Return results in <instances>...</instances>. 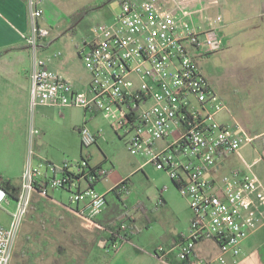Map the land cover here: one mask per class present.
<instances>
[{
	"label": "built area",
	"instance_id": "1",
	"mask_svg": "<svg viewBox=\"0 0 264 264\" xmlns=\"http://www.w3.org/2000/svg\"><path fill=\"white\" fill-rule=\"evenodd\" d=\"M118 4L115 23L94 29L97 37L85 42L90 51L81 53L91 79L89 89L80 92L39 55L40 41L50 36V29L39 25L44 10L38 0H29L32 31L25 40L34 56L31 105L78 107L86 114L107 112L115 132L133 133L129 151L148 156L172 180L193 213L188 233L169 248L159 246L154 254L162 260L175 254L181 264H229V258L237 260L243 242L260 228L264 196L257 200V180L239 169L225 171L227 161L253 139L239 124L221 121L225 104L196 60L194 50L203 55L221 51L222 38L214 26L203 29L178 19L162 0ZM184 15L191 16L189 11ZM221 20L217 17L215 23ZM79 134L83 148L105 140L101 131L93 132L86 124ZM107 175L104 168L90 164L88 155L59 167H35L29 160L10 223L0 221V264H12L21 223L36 194L57 203L50 191H67L70 206L65 210L99 226L97 218L107 206V197L93 185ZM121 183L122 195L129 194V183ZM11 200L0 184V207ZM126 220L125 216L115 222L121 231L128 227ZM116 237L99 245L107 253L118 251L123 237ZM203 241L214 242L219 255L211 260L198 257L196 246Z\"/></svg>",
	"mask_w": 264,
	"mask_h": 264
},
{
	"label": "crops",
	"instance_id": "2",
	"mask_svg": "<svg viewBox=\"0 0 264 264\" xmlns=\"http://www.w3.org/2000/svg\"><path fill=\"white\" fill-rule=\"evenodd\" d=\"M162 1L174 11L178 19L195 24V19L203 14L202 22L206 24L195 25L203 29L213 26L218 29L223 41L222 50L208 55H203L197 50H194V53L204 76L225 104V110L220 116L221 121L239 124L253 139L252 143L244 144L227 161L225 171L239 169L244 176L257 180L260 188L256 194L257 200L260 201V197L264 196V0H196L191 5L186 1L181 3L179 0ZM40 2L39 7L44 10L42 18L49 15L57 27L61 26L64 16L68 15L71 18L81 9L70 10L69 5L74 4L75 0H40ZM191 7L195 16L193 14L190 17L185 16L184 12L189 8L192 9ZM217 17L222 18L221 22L215 23ZM45 26L48 27L42 25ZM31 31L29 0H0V140L2 143L0 151L6 163L0 184L3 179L21 186L29 160L35 167L39 165L59 167L64 161H69L67 157L70 155L71 160H80L84 155L80 128L86 124L93 132L98 131L92 125V118L89 119L81 108L68 107L80 110L82 117L73 119L69 125L58 126L53 125V120L48 115L52 114L56 107L38 105L42 114L40 111L36 112V107H32L31 76L34 56L25 40V36L30 35ZM45 40L40 41L41 52L49 46V42ZM55 55L54 59L42 58L46 60L49 69L63 76L73 85L75 91H79L80 89L76 87L79 86L77 80L67 77V73L55 60ZM89 82L90 80H87L85 89ZM32 130H37L38 133L32 134ZM61 154L62 157H57ZM126 180L130 182V179ZM119 184L112 186L106 194L107 206L97 218L101 226L109 225L120 210H123L121 207V204H124L123 195L117 196L119 192L113 191ZM110 194L118 199V204L110 205L108 201ZM35 196L39 197L37 194ZM167 205L163 200L162 208ZM260 207L264 216V204ZM138 208L145 214V207L138 206ZM147 220L153 221L150 226L156 222V219ZM190 221L188 225L185 223L181 230L171 228L162 232L163 244L158 245L155 241L148 243L147 247L150 251L135 244L133 240L135 235L131 240L121 244L124 247L117 252L109 264H134L135 259L145 257L144 255L148 257H146L148 262L138 261L139 264H181L175 254L164 255L162 260L154 252L159 246L169 248L182 234H187ZM242 247L243 251L239 258L235 261L229 258V264H264V220L260 228L243 242ZM17 251L16 242L12 262L18 256ZM196 253L202 259L211 260L219 255L220 250L214 242L203 241L197 244Z\"/></svg>",
	"mask_w": 264,
	"mask_h": 264
},
{
	"label": "rangeland",
	"instance_id": "3",
	"mask_svg": "<svg viewBox=\"0 0 264 264\" xmlns=\"http://www.w3.org/2000/svg\"><path fill=\"white\" fill-rule=\"evenodd\" d=\"M179 1L181 3L186 1L191 5L196 0ZM38 2L41 3L40 0ZM118 3L117 1L110 2V0H75L74 4L69 5L71 11L87 5L94 8L88 15L75 23L68 15L64 16L65 19L59 27L55 26L49 15H45V19H39V25L51 27V36L45 40L49 42V46L43 52L40 50L39 55L54 59V54H60L55 57V60L67 73L69 79L77 80L76 83L79 86L76 87L80 89H78L80 92L89 89V84L86 89L85 84L87 80L91 79V73L87 69L81 53L83 49L85 54L90 51V47H87L85 42L97 37L94 34V29L115 23V15L120 7ZM189 9V13L195 16L194 9ZM202 18L203 14H200V17L195 19V24L205 25ZM35 110L43 113L39 107H36ZM53 111L52 114H48L53 120V125L66 126L73 119L82 117L80 110L72 108L56 107ZM87 116L89 119L92 118L93 127L105 136V140L99 141L97 145L83 148L84 155L90 156V164L93 167L102 166L109 173L107 179L97 184V192L107 194L112 186L130 179V193L122 196L124 204L122 203L121 207L123 210H120L117 217L109 224L118 222L125 216L128 218V215L133 217L137 221L136 228L140 232L133 240L139 247H145L143 249L150 251L147 247L148 243L155 241L158 245L163 244L162 232L171 230V228L181 230L185 223L188 225L193 217L189 204L172 180L164 172L158 171L148 156L133 155L129 151L127 143L133 133L124 135L115 132L112 119L109 118L107 112L97 115L88 113ZM1 145L0 140V147ZM60 156L63 155L57 157ZM71 157V155L67 157V160L75 162L71 160ZM5 168V157L0 151V178L4 177ZM50 196L58 204L49 199L34 197L28 214L19 229L18 256L12 264H109L124 246L111 253H107L101 246L99 247L100 242L109 239L108 225L98 226L88 223L83 217L65 210L66 206H70V194L67 191L51 190ZM163 200L167 202V207L162 208ZM108 201L111 206L118 204V199L113 194L108 196ZM138 206L145 207V214ZM15 207L14 199L10 204L0 207V221L4 225H9V214L15 211ZM147 219H156V222L147 227ZM144 256L135 259L134 264H139L138 261L148 262V257Z\"/></svg>",
	"mask_w": 264,
	"mask_h": 264
},
{
	"label": "trees",
	"instance_id": "4",
	"mask_svg": "<svg viewBox=\"0 0 264 264\" xmlns=\"http://www.w3.org/2000/svg\"><path fill=\"white\" fill-rule=\"evenodd\" d=\"M111 1H122V0H110ZM94 8V7H93ZM93 8L89 7L88 5L81 8L80 10H78L77 12H75L71 18L73 19L74 23L79 20L80 18H83L85 17L86 15L89 14V12H91L93 10ZM87 162H89L87 160ZM96 169H101L103 168L102 166H97L95 167ZM95 171V170H94ZM105 178L103 179H100L98 180L93 186H97L98 183H100L102 180H104ZM128 181V180H125V182ZM1 186L9 193V195L12 197V199H17L19 197V194H20V191H21V186H16L14 184H12L11 181L9 180H1ZM121 188H122V183L119 184V186L114 189V193H117V191L120 193H117V196L121 195L122 192H121ZM38 195V194H37ZM39 196V195H38ZM40 197V196H39ZM42 198V197H41ZM43 199H46V198H43ZM51 202H53L51 199H49ZM126 222H129L128 224V227L127 229L121 231V225H117L114 223L112 224H109L107 227V233L109 234L108 235V238L111 240V241H115L116 240V236L117 235H120L121 237H123V240H122V244L125 243L126 241L128 240H131L137 233H138V230L136 228V219H134L133 217L129 216L128 215V218L126 220ZM152 221L148 222L147 224V227L150 226Z\"/></svg>",
	"mask_w": 264,
	"mask_h": 264
}]
</instances>
